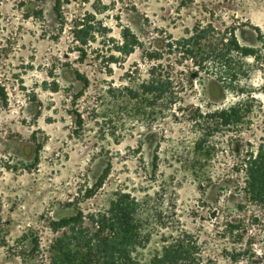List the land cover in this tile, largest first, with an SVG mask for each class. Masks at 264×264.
Here are the masks:
<instances>
[{"label": "rangeland", "instance_id": "374dc122", "mask_svg": "<svg viewBox=\"0 0 264 264\" xmlns=\"http://www.w3.org/2000/svg\"><path fill=\"white\" fill-rule=\"evenodd\" d=\"M55 1L0 0V264L48 263L56 239L72 249L82 226L94 229L90 214L123 201L137 208L145 262L184 233L206 264H264V205L242 170L264 149V0H59L58 11ZM81 18L94 31L86 55L71 36ZM197 22L256 48L243 92L176 65L189 78L181 108L159 116L128 90L148 77L145 51ZM123 27L140 43L127 55ZM235 102L237 123L197 116Z\"/></svg>", "mask_w": 264, "mask_h": 264}, {"label": "trees", "instance_id": "16d2710c", "mask_svg": "<svg viewBox=\"0 0 264 264\" xmlns=\"http://www.w3.org/2000/svg\"><path fill=\"white\" fill-rule=\"evenodd\" d=\"M59 9V0L55 1V10ZM260 33L258 27L255 28ZM123 42L118 50L127 55L140 43L127 28H122ZM71 36L81 55H86V47L93 41L94 31L91 23L84 19L75 20L71 24ZM164 50L150 48L145 51L146 59L151 63L147 79L142 80L135 90H128V96L139 97L142 107H151L157 115L173 113L180 109L182 92L186 90L188 77H175L174 66L189 62L195 70L212 76L220 81L225 88L243 92L239 86L242 79L248 76L247 57H257L256 48L241 44L235 30L229 26L220 29L211 22H197L186 36L166 38ZM113 57L112 55L109 56ZM77 79L87 85L88 79L79 72ZM192 82L190 81V84ZM0 101L4 106L8 97L0 85ZM244 107L235 102L212 112L197 116L220 119L224 124L237 123L242 116ZM205 118V117H204ZM41 144L35 142L36 153ZM244 173V189L250 200L264 205V149L259 145L255 153L251 152L242 163ZM107 171L104 172V175ZM116 208L107 212H95L88 216L95 227L90 230L80 224L78 235L73 238V248H65L64 243L56 239L53 251L56 257L41 264H206L200 252L195 248V241L186 234L177 235L161 251L155 253L148 262L137 255V248L144 243V238L136 225L137 208L133 201L113 203ZM53 230L68 227L69 221H51ZM33 252L38 250L34 244Z\"/></svg>", "mask_w": 264, "mask_h": 264}]
</instances>
